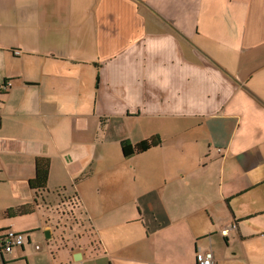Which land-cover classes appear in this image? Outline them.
<instances>
[{
    "label": "crops",
    "instance_id": "0c3cea01",
    "mask_svg": "<svg viewBox=\"0 0 264 264\" xmlns=\"http://www.w3.org/2000/svg\"><path fill=\"white\" fill-rule=\"evenodd\" d=\"M8 229L0 264H264V0H0Z\"/></svg>",
    "mask_w": 264,
    "mask_h": 264
},
{
    "label": "trees",
    "instance_id": "16d2710c",
    "mask_svg": "<svg viewBox=\"0 0 264 264\" xmlns=\"http://www.w3.org/2000/svg\"><path fill=\"white\" fill-rule=\"evenodd\" d=\"M98 82H99V77L97 78V85H98ZM161 143H162V140L160 139V137L156 136V137H152L150 139L141 141V142L136 143V144H133L130 141L125 140L121 143V146H122V151H123L124 156L129 158V157H132V156L137 155V154L145 153L152 148L158 147L159 145H161ZM40 160L37 163L36 177L34 179L30 180V186L34 190H44L47 188V177H48V167L49 166H48L47 162H43ZM76 202L73 201L72 203H70L72 205V209L75 208L74 205H76V204L78 205V201H76ZM31 212H32V209L29 206H24V207L18 208L16 210H14V209L9 210L8 212H6V216H10V217L12 216L13 217V216H17V215H21V214H27V213H31ZM3 237H4V234L2 236H0V243H1V239ZM16 248H20V247H16ZM16 248H14V249H16ZM14 249H12L11 252H6L1 247V244H0V252H1L2 256H5V255L12 253L14 251Z\"/></svg>",
    "mask_w": 264,
    "mask_h": 264
},
{
    "label": "built area",
    "instance_id": "2783aa9c",
    "mask_svg": "<svg viewBox=\"0 0 264 264\" xmlns=\"http://www.w3.org/2000/svg\"><path fill=\"white\" fill-rule=\"evenodd\" d=\"M227 230L223 231V235L227 234ZM4 237L1 239V247L6 252H11L16 247H22L25 244V234L21 232L8 229L4 233ZM39 248V246H37ZM197 264H214V257L211 253L198 252L196 255Z\"/></svg>",
    "mask_w": 264,
    "mask_h": 264
},
{
    "label": "water",
    "instance_id": "95a60500",
    "mask_svg": "<svg viewBox=\"0 0 264 264\" xmlns=\"http://www.w3.org/2000/svg\"><path fill=\"white\" fill-rule=\"evenodd\" d=\"M45 236H46V238L48 240L51 239V233H50V231H46Z\"/></svg>",
    "mask_w": 264,
    "mask_h": 264
},
{
    "label": "rangeland",
    "instance_id": "374dc122",
    "mask_svg": "<svg viewBox=\"0 0 264 264\" xmlns=\"http://www.w3.org/2000/svg\"><path fill=\"white\" fill-rule=\"evenodd\" d=\"M46 237V236H45ZM60 244V243H59ZM54 246L56 245L55 243L53 244Z\"/></svg>",
    "mask_w": 264,
    "mask_h": 264
}]
</instances>
